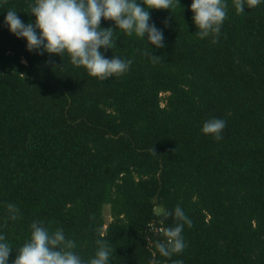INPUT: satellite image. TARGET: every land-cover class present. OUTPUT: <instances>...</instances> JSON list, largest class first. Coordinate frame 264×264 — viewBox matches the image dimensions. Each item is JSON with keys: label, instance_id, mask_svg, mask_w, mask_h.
<instances>
[{"label": "trees", "instance_id": "trees-1", "mask_svg": "<svg viewBox=\"0 0 264 264\" xmlns=\"http://www.w3.org/2000/svg\"><path fill=\"white\" fill-rule=\"evenodd\" d=\"M32 2L0 0V235L13 249L8 264L33 221L50 233L62 228L85 262L103 239L114 250L109 264H264V0L240 14L226 0L216 43L196 35L192 0L148 9L165 47L148 49L114 29L115 46L100 51L132 63L104 81L67 56L27 51L8 31L9 10L34 23ZM100 27L114 23L102 19ZM213 118L226 121L219 141L201 132ZM9 204L19 219H8ZM177 205L192 226L183 228L185 249L167 258L155 245L177 223L169 216L161 224Z\"/></svg>", "mask_w": 264, "mask_h": 264}, {"label": "clouds", "instance_id": "clouds-1", "mask_svg": "<svg viewBox=\"0 0 264 264\" xmlns=\"http://www.w3.org/2000/svg\"><path fill=\"white\" fill-rule=\"evenodd\" d=\"M260 3L261 0H232L237 14L243 13L245 6L250 9ZM176 5H179V0H140V3L137 0H33L28 4V14L35 18L34 23H24L15 10L7 11L4 23L11 34L26 40L27 51L67 56L73 66L83 67L89 77L104 81L125 74L132 63L114 56L105 58L100 51L101 48L107 50L115 46V30L119 29L127 36L134 34L144 40L147 48L149 44L163 48V32L149 23L148 9L170 10ZM227 8L226 0H192L190 11L198 29V38L211 36L212 43L217 42L221 26L227 18ZM102 19L112 21L114 28H101ZM164 23L168 26L167 20ZM145 55H150L153 62L160 59L151 51ZM225 127L226 121L213 118L203 124L201 132L219 141ZM7 208L8 219H19V209L15 205L9 204ZM169 216H173L177 223L174 227L162 228L160 231L164 239L155 245L159 254L167 258L185 249L183 228L185 224L192 226V221L179 205L173 212L163 213L161 224ZM30 229V238L17 250L12 264H109V256L114 251L109 249L107 241L98 240L94 257L85 262L73 251L75 242L65 238L62 228L50 233L42 221H33ZM3 241L5 237L0 235V264H8L13 249ZM149 264L161 262L153 259ZM172 264H183V261L173 260Z\"/></svg>", "mask_w": 264, "mask_h": 264}, {"label": "rangeland", "instance_id": "rangeland-1", "mask_svg": "<svg viewBox=\"0 0 264 264\" xmlns=\"http://www.w3.org/2000/svg\"><path fill=\"white\" fill-rule=\"evenodd\" d=\"M162 96H164V94ZM154 212L155 213H159L160 212V208H155L154 209ZM102 215H103L104 222L107 223L108 220H109V215H108V209H107V207H103V209H102Z\"/></svg>", "mask_w": 264, "mask_h": 264}]
</instances>
